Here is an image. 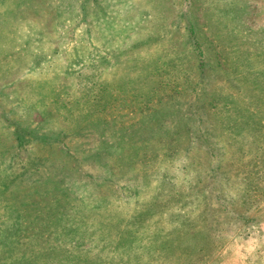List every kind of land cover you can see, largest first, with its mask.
Wrapping results in <instances>:
<instances>
[{"label":"rangeland","instance_id":"374dc122","mask_svg":"<svg viewBox=\"0 0 264 264\" xmlns=\"http://www.w3.org/2000/svg\"><path fill=\"white\" fill-rule=\"evenodd\" d=\"M0 264H264V0H0Z\"/></svg>","mask_w":264,"mask_h":264}]
</instances>
